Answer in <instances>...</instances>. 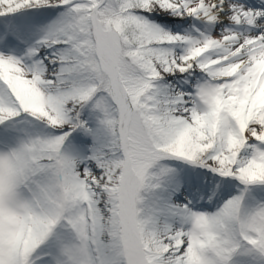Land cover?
Listing matches in <instances>:
<instances>
[{
	"label": "snow or ice",
	"instance_id": "6c2138e0",
	"mask_svg": "<svg viewBox=\"0 0 264 264\" xmlns=\"http://www.w3.org/2000/svg\"><path fill=\"white\" fill-rule=\"evenodd\" d=\"M0 264H264V0H0Z\"/></svg>",
	"mask_w": 264,
	"mask_h": 264
}]
</instances>
